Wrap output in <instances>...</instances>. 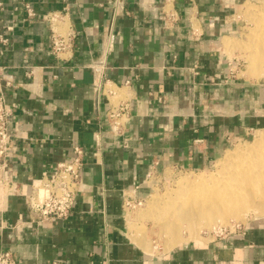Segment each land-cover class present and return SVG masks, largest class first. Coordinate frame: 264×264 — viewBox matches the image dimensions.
Returning a JSON list of instances; mask_svg holds the SVG:
<instances>
[{
    "label": "crops",
    "instance_id": "1",
    "mask_svg": "<svg viewBox=\"0 0 264 264\" xmlns=\"http://www.w3.org/2000/svg\"><path fill=\"white\" fill-rule=\"evenodd\" d=\"M245 1L0 0V95L12 135L0 167V253L18 264H264V214L156 256L134 240L125 206L264 130V85L232 84L225 50ZM53 12L75 35L58 57ZM124 103L131 111L116 135L108 114ZM76 147L84 166L73 210L39 224L28 197Z\"/></svg>",
    "mask_w": 264,
    "mask_h": 264
},
{
    "label": "bare ground",
    "instance_id": "2",
    "mask_svg": "<svg viewBox=\"0 0 264 264\" xmlns=\"http://www.w3.org/2000/svg\"><path fill=\"white\" fill-rule=\"evenodd\" d=\"M250 15L249 11L251 19ZM252 19L257 27L242 50L248 55L250 72L260 78L264 76V14ZM232 46L225 42L226 49ZM258 132L254 143L226 155L216 167L217 174L184 176L174 191L149 201L141 216L158 223L168 250L195 240L202 230L226 225L250 212H264V130Z\"/></svg>",
    "mask_w": 264,
    "mask_h": 264
},
{
    "label": "built area",
    "instance_id": "3",
    "mask_svg": "<svg viewBox=\"0 0 264 264\" xmlns=\"http://www.w3.org/2000/svg\"><path fill=\"white\" fill-rule=\"evenodd\" d=\"M3 7L4 3L0 2V9H3ZM25 9L28 17H36V12L31 5L26 4ZM46 19L51 31L52 54L58 57L61 53L73 47L75 35L69 30H64L63 32L60 29L64 22L62 12L49 13ZM3 41L6 42V40ZM232 72L234 73V70ZM130 111L128 103L121 104L110 110L108 118L116 135L123 134L124 120H127ZM10 117L11 113L7 109L5 98L0 95V167L5 164L11 151ZM75 152L76 156L74 159L60 163L53 177L42 181L28 197L30 211L35 215L37 223L43 224L55 219L66 220L69 218L83 183L84 150L81 147H76ZM137 205H141V202L134 201L129 197L125 203L126 207L131 208H136ZM237 227L238 225L234 229ZM226 231H231V229H221L214 234L215 236H220ZM0 264H18V262L11 252H2L0 253Z\"/></svg>",
    "mask_w": 264,
    "mask_h": 264
},
{
    "label": "rangeland",
    "instance_id": "4",
    "mask_svg": "<svg viewBox=\"0 0 264 264\" xmlns=\"http://www.w3.org/2000/svg\"><path fill=\"white\" fill-rule=\"evenodd\" d=\"M263 3L264 0H262V2L261 0H247L244 3H241L236 9L235 20L239 23V28L225 38V42L229 41L233 45L231 48L228 47V49H226L225 47L227 57L232 61L234 60L236 63V65H231V74L233 75L232 80H234L232 84L249 87L264 85V76H262L263 78H258L250 72V62H248V55L244 50H242V47L247 44L252 32H254V29H256L257 27V24L255 21H253L252 17L258 15L262 16L264 14V11L261 9L264 6ZM249 11L252 15L251 19L248 16ZM232 70H234V73L232 72ZM258 131L261 130L255 128L254 130L250 131L241 141L235 143L229 149L226 155L229 152L236 151L240 147H248L250 144L254 143L257 135L259 134ZM225 157H222L220 160L216 161L211 167L206 170L184 171L182 173L179 172L174 175L173 173H169V176L167 177L172 178L166 182L162 181V183L157 187L156 192H154L148 199L142 201L141 205H137L136 208L127 207L128 220L131 223V230L134 233V240L139 243L147 253L158 256L172 250H168V247L166 245V238H164L165 236H163V234L161 233L160 226L157 225L158 223L149 217L141 216V213H143L148 208L149 201L155 196L163 197L166 196L165 194H167L168 192L174 191L178 186V181L184 176L195 179L199 176H210L211 174H217L219 164L222 163ZM250 213L243 215L239 220L231 219V222L226 223V225L225 223H223V225L220 223L221 225H217L218 228L216 226H213V229L211 230H202L200 232V237H198L199 240L203 238L212 240L216 237L214 234L215 232L220 231L221 229L234 230L236 225L246 223L247 220L252 216H260L264 214V212ZM178 246L180 245H177L176 247Z\"/></svg>",
    "mask_w": 264,
    "mask_h": 264
}]
</instances>
